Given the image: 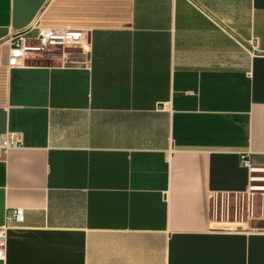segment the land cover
<instances>
[{
  "label": "crops",
  "instance_id": "1",
  "mask_svg": "<svg viewBox=\"0 0 264 264\" xmlns=\"http://www.w3.org/2000/svg\"><path fill=\"white\" fill-rule=\"evenodd\" d=\"M40 28L85 39L11 66ZM8 132L0 264H264V0H0Z\"/></svg>",
  "mask_w": 264,
  "mask_h": 264
},
{
  "label": "built area",
  "instance_id": "2",
  "mask_svg": "<svg viewBox=\"0 0 264 264\" xmlns=\"http://www.w3.org/2000/svg\"><path fill=\"white\" fill-rule=\"evenodd\" d=\"M85 34L75 30L40 28L36 36V44H31L27 32H18L10 40V65L17 66L25 62L30 52L47 53L51 55L60 54V48H75L82 45ZM72 62V57L67 58ZM22 141L15 132H8L1 140L0 152H7L10 149L20 148ZM240 164L250 172L249 191L250 197L258 196L262 217L264 218V162L255 165L251 160V153L246 152L240 155ZM10 222L20 224L25 220V209L15 208L8 217ZM8 224L0 226V259L5 255Z\"/></svg>",
  "mask_w": 264,
  "mask_h": 264
},
{
  "label": "water",
  "instance_id": "3",
  "mask_svg": "<svg viewBox=\"0 0 264 264\" xmlns=\"http://www.w3.org/2000/svg\"><path fill=\"white\" fill-rule=\"evenodd\" d=\"M254 227L264 228V220H263V221H260V222L258 223V225H255Z\"/></svg>",
  "mask_w": 264,
  "mask_h": 264
},
{
  "label": "rangeland",
  "instance_id": "4",
  "mask_svg": "<svg viewBox=\"0 0 264 264\" xmlns=\"http://www.w3.org/2000/svg\"><path fill=\"white\" fill-rule=\"evenodd\" d=\"M60 50H61V49H59V52H61ZM68 52H69V54H70V55H68V56H74V55H76V51H74L73 49H72V50H68Z\"/></svg>",
  "mask_w": 264,
  "mask_h": 264
}]
</instances>
